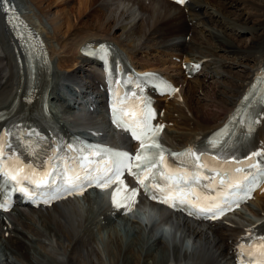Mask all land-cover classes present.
Here are the masks:
<instances>
[{
    "label": "bare ground",
    "instance_id": "6f19581e",
    "mask_svg": "<svg viewBox=\"0 0 264 264\" xmlns=\"http://www.w3.org/2000/svg\"><path fill=\"white\" fill-rule=\"evenodd\" d=\"M11 1L19 10L22 9L17 0ZM27 1L25 4L28 3L30 7L38 10L40 16L34 15L37 20L33 16V18L22 16L38 33L44 34L45 28L40 26L41 19L48 22L49 31H45L43 38L50 52L49 58L53 60V68L73 77H84L85 88L91 87L90 82L94 79L95 73L91 70L86 71L88 66L86 69L83 68V63L88 62L80 56L78 49L80 45L91 40L111 41L119 48L128 50L131 58L140 55L161 60L160 65L147 64L142 68H151V65L152 68H159L167 62L170 63V66L161 69L169 70L174 84L179 86V91L161 107L164 110L163 122L168 124V128L163 132V137L166 139L163 142L172 149L199 143L219 126L224 116L235 110V104L245 85L252 78L254 68L259 67L264 61V0H191L186 6L187 12L165 0H131L137 7L135 11L139 12V17L146 15L145 18H141L144 23L141 25L135 23L132 13L119 10L118 17L115 15L122 0H102L104 3L89 14L110 10L109 15L99 14L95 21L97 31L83 33L82 36H78L79 38H76L78 35L74 33L77 30H74L76 26L69 21V18L63 22L62 19L66 14L61 16L59 11L50 9L52 2L41 8L49 0ZM98 1L79 0V9L81 7V10L87 11ZM227 7L238 12L230 13ZM123 17L127 19L132 17L130 22L133 23V27L130 26V31L127 33L130 38L139 35L138 39H143L144 46L125 47L120 37L114 36L115 33L110 34V27L120 25L117 20ZM83 26L87 27V23ZM207 26L215 28L211 29ZM242 26L252 29L249 43L244 46H240V43L232 45L228 41L232 36H227L226 31L232 32ZM0 34L6 39L5 44L0 41L2 43L0 44V109H11L8 108L11 97L17 99L21 108L23 86L20 80L24 78L27 68L24 65L19 67L16 59L13 58L12 51L16 47L3 24L2 16H0ZM188 35H190L188 41L184 39L182 43L171 42L174 37L183 38ZM71 36L76 39L72 40L74 38ZM158 37L163 39L159 44H147L149 40ZM47 39L49 42H55V46L50 45ZM71 40L73 42L67 47V43ZM217 51L233 55L231 64L220 61L216 55ZM174 57L178 58V64H174L171 60ZM210 57L211 60L215 58L217 62L209 63L207 58ZM181 60L194 62L204 60L201 76L185 80L177 70ZM214 64L219 65L223 70L227 68L236 70L234 74L229 75L231 79L226 86V94L220 92L211 98L209 95L203 100L204 104H201V100L196 97L199 91H202L205 80L219 76L221 74L219 72H222L216 71ZM53 68L51 70L48 66L47 73L43 76L52 85L50 99L54 97L56 86ZM213 84L215 85L216 82ZM205 89L203 97L206 96ZM96 99L95 96V101ZM64 103H60L61 107ZM97 107L99 108L100 105L97 104ZM28 111L29 109L22 110V112ZM80 118L85 120L83 117ZM86 119L89 126L101 127L95 119ZM101 134L107 138L104 128ZM261 135L264 136V128L261 130ZM95 200L92 197H85L83 201L87 207L84 211L82 210L84 207H77V202L67 201L49 209L33 211L29 215L16 208L7 214H0V264H232V247L235 238L243 232L247 224L253 223L249 219L241 224L229 220L226 225L205 226L154 207L153 211L160 225L156 222L147 227L137 221H130L126 216H117L115 219L119 221V225L116 227L107 209ZM249 207L252 208L250 211L256 221H262L264 194L251 200L246 209ZM234 215H239V212ZM163 223L167 224L166 229L169 232V236L164 238L160 229L165 228ZM51 243H54L60 251L56 257L39 250L48 247Z\"/></svg>",
    "mask_w": 264,
    "mask_h": 264
},
{
    "label": "rangeland",
    "instance_id": "374dc122",
    "mask_svg": "<svg viewBox=\"0 0 264 264\" xmlns=\"http://www.w3.org/2000/svg\"><path fill=\"white\" fill-rule=\"evenodd\" d=\"M20 1H21V4H20ZM25 2H28L27 0H17V3L20 5V7L22 8V11L24 10L25 11V15L26 16H33L34 17V19H36V15H38V16H40L39 15V13H38V10H36L34 7H30L29 5L30 4H28L27 3V5L25 4ZM50 2H52L53 4L51 5V7H50V9L52 10V11H59L60 12V14H62L61 16H65V14H66V17H64L62 20H63V22H66L67 21V18H69V21L70 22H72L73 23V25H75L76 27H75V29L74 30H76L74 33H78V35H77V37L76 38H79L78 36H80L81 34H83V33H89V32H96L97 31V25L95 24V21H96V19L98 18V15L99 14H106V15H109V11L110 10H106V11H101V12H98V11H96V12H94V13H92V15H90L89 14V12L90 11H94V10H96L97 8H98V6L101 4V3H104V1H102V0H99L96 4H94V5H92L90 8H89V10H87V11H83V10H81V7H80V9H79V0H49L48 2H46V3H44L42 6H41V8H44V7H46L48 4H50ZM64 2H65V4H64ZM22 3H24L25 5L23 6V4ZM126 4L127 5H129L128 7L126 6ZM92 8V9H91ZM119 8V9H118ZM118 8L116 9V14L115 15H117V17H118V13L120 12V11H123V12H126V13H129V14H131V15H134V19H135V23H140V25L141 24H144L143 22H142V19L143 18H145L146 17V15L145 14H143L144 15V17H143V15H142V17H139L140 15H139V12L138 11H135V10H137V7L136 6H134V4H133V2L131 1V0H122L120 3H119V6H118ZM238 8V7H237ZM27 10V11H26ZM120 10V11H119ZM227 10H228V12H230V13H237L238 12V10H234V9H232V8H229L228 9V7H227ZM66 12V13H65ZM64 13V14H63ZM36 14V15H35ZM35 15V16H34ZM212 15H214L213 13H212ZM32 17V18H33ZM142 18V19H141ZM125 19V20H124ZM37 20V19H36ZM35 20V22H37ZM132 20V17L131 18H119L118 20H117V23L118 24H120V25H118L117 27H115V26H112V27H110V34L112 35V34H114V36H117V37H120V41H122L123 43V45L125 46V47H127L128 45H131V47H134V48H136V47H138L137 45H139V47H140V45L141 46H144V41H143V39H138V37H139V35H136V36H131V38H130V36H129V34L127 33V32H129L130 31V29L129 28H131V27H133V23H131L130 21ZM41 23H40V26H42L43 28H45L44 29V34H42L43 35V37H45V31L47 32V31H49V25H48V22L46 21V20H44V19H41V21H40ZM87 23V27H85V26H83L84 24H86ZM89 24V25H88ZM122 24V25H121ZM216 25V24H215ZM217 25H219V24H217ZM66 25H65V23H64V27H65ZM131 26V27H130ZM248 26H249V24H248ZM90 27V28H89ZM208 28H211V29H214L212 26H207ZM145 28V30H146V27H144ZM205 28V27H204ZM205 29H207V28H205ZM244 29V30H243ZM227 33H226V35L227 36H232V38H230V39H228V41L232 44V45H238L239 43V45L240 46H244L245 44H248L249 43V40H250V38H251V35H252V29L251 28H249V27H244V26H242L241 28H239V29H237V28H235V31H226ZM70 33V32H69ZM68 33V34H69ZM82 36V35H81ZM128 37V38H127ZM2 38V39H1ZM71 38H74V37H72L71 36ZM76 38H74V39H72V40H75ZM45 39V38H44ZM186 40V41H188L189 39H190V35H189V37H187V36H185V38L183 37H174V39H173V41H171V42H179V43H182L183 42V40ZM48 40V43L50 44V45H53V46H55V42H49V39H47ZM69 41L67 44V47H69V44L71 43V42H73V41ZM141 42H140V41ZM162 37H158V38H155V39H152V40H149V43L147 42V44H154V43H156V44H159L160 42H162ZM0 41L3 43L4 42V44L6 43V39H3V36H1V34H0ZM131 41H134V42H132L131 43ZM0 42V44H2ZM140 42V43H139ZM138 43V44H137ZM135 44H136V46H135ZM57 48H58V46H57ZM220 54V55H219ZM216 55L219 57V59H220V61H222V62H228V63H230L231 64V58H233L232 56L233 55H231V54H229V53H226V52H222V51H217L216 52ZM55 58H54V60L56 59V57H57V55L56 56H54ZM139 57V55L137 56V57H135V58H138ZM227 57V58H226ZM208 60H209V63H213V61L214 62H217V60L215 61L214 59L215 58H213V60H211L212 58L210 57V58H207ZM227 60V61H226ZM5 62V61H4ZM166 64V63H165ZM232 66V65H231ZM86 67V66H85ZM214 69L216 70V71H222V72H219V73H221L219 76H214V77H212L211 79H208V80H205V85H204V87H203V89H202V91H199V94H198V97H196V98H198V100H201V104H204V102H203V100L204 99H207V97L209 96V98H211L212 96H214V94L216 95V94H219L220 92H224L225 94H226V92H227V85H228V81H230V76H231V74H234V72H235V70L236 69H234V68H227L226 70H223V68L222 67H220L219 65H216V64H214ZM55 71H56V68L54 69ZM59 72H61V71H59ZM229 72H230V74H229ZM230 75V76H229ZM67 77L69 78V80L68 79H66V77H64V79L62 80V82L64 83V84H66V86H67V88L69 87H71V86H73V81H75V83L76 82H78V81H80L81 80V77L80 78H77V79H75L76 77H72V76H68L67 75ZM71 79V80H70ZM73 79V80H72ZM233 79V78H232ZM56 81H58V79H55ZM233 80H235V79H233ZM214 82H216V84L214 85L213 83ZM209 87V88H208ZM206 88V89H205ZM66 89V88H65ZM204 89H205V93H206V96L205 97H203L204 96ZM213 89V90H212ZM208 90V91H207ZM64 92L66 93V95H67V92H68V89H66V90H64ZM209 93V94H208ZM208 94V95H207ZM201 97H203V98H201ZM85 120H87L86 119V117H83ZM174 143V142H173ZM250 210H252V208L251 207H249V211ZM251 212V211H250ZM242 215H243V218L244 219H249L250 217H251V215H252V212H251V214L248 212V210L247 211H243V213H242ZM253 216V215H252ZM115 223V222H114ZM116 225H114V226H118L119 225V221H116V223H115ZM113 226V225H112ZM52 245H53V243H52ZM65 245V244H64ZM50 250V247L49 248H47V250H46V252L47 251H49Z\"/></svg>",
    "mask_w": 264,
    "mask_h": 264
},
{
    "label": "snow or ice",
    "instance_id": "6c2138e0",
    "mask_svg": "<svg viewBox=\"0 0 264 264\" xmlns=\"http://www.w3.org/2000/svg\"><path fill=\"white\" fill-rule=\"evenodd\" d=\"M184 0H177V3H183ZM118 123V122H117ZM119 126V124H118ZM162 127V126H161ZM149 131H152L149 129ZM159 131V129H156L155 131H152V135L155 136L157 134V132ZM146 134V133H145ZM139 138V137H137ZM150 148H156L158 149L159 148V145L156 144L155 142H153L151 145H150ZM150 149H146L145 148V142L144 140H141V150L140 152L137 154L136 156V159L137 160H140L141 159V156L145 153V152H149ZM114 155H117V156H120L121 159H130L126 156V154H120V153H115ZM154 155H156V153H150L148 156H146L142 162V164H138V165H135V167L139 168L140 171H144V170H150L153 166H155V160H154ZM161 155V159L163 158L162 156V153H160ZM124 165L121 164L119 167L116 168L115 170V174L113 176H108L107 174H105L104 176H101L99 177L96 181H95V185L97 187H100V188H104V187H108V186H111L112 183L114 182H119V183H122V181H120V175L122 174V169H123ZM129 167V171H131V165H128ZM137 183L143 187L145 189L146 192L149 191V183L151 182L150 181V178H154V173H152L151 171H149V174L148 176H146L145 178L141 179L140 177V174L139 172H136V173H131ZM13 179H15V177H12ZM146 181H149V183H146ZM91 186V185H89ZM76 190L75 189V186L73 185H69V187L65 188L64 191L67 192L68 194H72V192ZM119 190V189H118ZM80 191H82V189H80ZM250 191L251 189L249 190V193L246 194L245 197L243 198H250ZM79 194V193H78ZM60 193H57L55 196H53V198H59L60 197ZM136 195V189H131L130 191L129 190H125V194H124V198L122 201L118 202L117 201V198H116V192L113 193L112 195V203H113V206L114 207H117V208H120V207H124L125 208V211H131L133 205L135 204V197ZM150 198L151 199H154V200H157L158 202L160 203H165V204H168L169 207H173V208H176L178 205H177V202H176V198L175 197H172V196H165L163 198L155 195V194H152L150 195ZM242 198V199H243ZM180 203H185V201L181 200ZM225 204H227L228 202L225 201L224 202ZM0 207H3L4 210H7V207L6 205H0ZM231 207H219L217 209L216 212H213V209L212 208H208V209H204V208H201L200 209V213H195V212H189V214H192V215H196V214H201V213H204V212H213V216L212 218H216L217 215L219 214H223V212L225 211H231Z\"/></svg>",
    "mask_w": 264,
    "mask_h": 264
}]
</instances>
